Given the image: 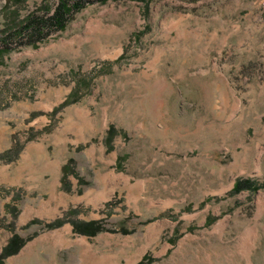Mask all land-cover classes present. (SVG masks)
<instances>
[{
	"label": "rangeland",
	"instance_id": "obj_1",
	"mask_svg": "<svg viewBox=\"0 0 264 264\" xmlns=\"http://www.w3.org/2000/svg\"><path fill=\"white\" fill-rule=\"evenodd\" d=\"M59 1L0 0V254L27 239L0 264H264V0H84L11 37Z\"/></svg>",
	"mask_w": 264,
	"mask_h": 264
},
{
	"label": "trees",
	"instance_id": "obj_2",
	"mask_svg": "<svg viewBox=\"0 0 264 264\" xmlns=\"http://www.w3.org/2000/svg\"><path fill=\"white\" fill-rule=\"evenodd\" d=\"M106 1V0H101ZM85 5L84 0H60L58 5L55 7V10L51 16L46 13L44 15H29L20 27L14 32L11 33V37L13 36H21L23 34L29 33L32 37H37V39L32 40L36 41L39 38L44 39L46 35H49L51 31H58L60 29H64L66 27L67 22L73 17L74 12L79 11ZM29 36V35H28ZM9 44H4L3 48H0V52L5 50L4 52L8 51ZM67 103V102H66ZM22 148V144L20 145L19 142H15L11 149L0 155V158H4L7 161H11L15 158L18 154L20 149ZM75 175L79 179L80 184H87L85 179L78 175L74 168L73 159L68 161V163L64 166V186H65V176ZM66 184V188H67ZM256 186L250 180H239L236 182L234 187V191H240L243 189H249L254 191ZM8 211L14 215V219L17 217V214L14 212V209L8 205ZM32 223H37L38 220H32ZM67 222L66 218H59L55 221L48 223L46 225L47 229H53L62 226ZM73 225V230L76 233L87 235V236H94L102 231H116L104 226L101 220H91V221H70ZM118 231L122 233H131L132 231L127 230L124 227H121ZM27 239L21 237L19 234L14 233L13 236L9 239L8 244L2 249L0 254V263L2 259L14 255L19 252V250L23 247ZM146 258L139 261L137 264H145Z\"/></svg>",
	"mask_w": 264,
	"mask_h": 264
},
{
	"label": "crops",
	"instance_id": "obj_3",
	"mask_svg": "<svg viewBox=\"0 0 264 264\" xmlns=\"http://www.w3.org/2000/svg\"><path fill=\"white\" fill-rule=\"evenodd\" d=\"M13 235V234H12Z\"/></svg>",
	"mask_w": 264,
	"mask_h": 264
}]
</instances>
